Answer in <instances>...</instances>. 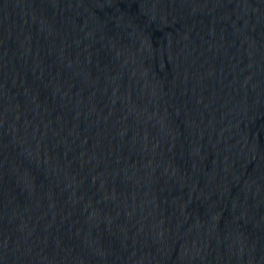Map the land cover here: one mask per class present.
<instances>
[{"label": "water", "instance_id": "obj_1", "mask_svg": "<svg viewBox=\"0 0 264 264\" xmlns=\"http://www.w3.org/2000/svg\"><path fill=\"white\" fill-rule=\"evenodd\" d=\"M0 264H264V0H0Z\"/></svg>", "mask_w": 264, "mask_h": 264}]
</instances>
